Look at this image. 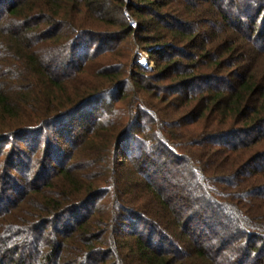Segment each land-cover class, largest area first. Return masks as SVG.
I'll return each instance as SVG.
<instances>
[{
  "label": "trees",
  "instance_id": "16d2710c",
  "mask_svg": "<svg viewBox=\"0 0 264 264\" xmlns=\"http://www.w3.org/2000/svg\"><path fill=\"white\" fill-rule=\"evenodd\" d=\"M0 264H264V0H0Z\"/></svg>",
  "mask_w": 264,
  "mask_h": 264
},
{
  "label": "rangeland",
  "instance_id": "374dc122",
  "mask_svg": "<svg viewBox=\"0 0 264 264\" xmlns=\"http://www.w3.org/2000/svg\"><path fill=\"white\" fill-rule=\"evenodd\" d=\"M138 52H140V51H138V49H136L135 53H138ZM140 56H141L140 61L142 63H144L151 70H154L155 69L154 63L152 61H150V59L147 56V54L141 53Z\"/></svg>",
  "mask_w": 264,
  "mask_h": 264
}]
</instances>
